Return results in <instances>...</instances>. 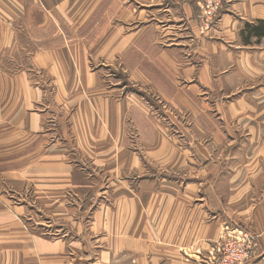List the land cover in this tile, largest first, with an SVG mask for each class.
I'll return each mask as SVG.
<instances>
[{
	"label": "crops",
	"instance_id": "1",
	"mask_svg": "<svg viewBox=\"0 0 264 264\" xmlns=\"http://www.w3.org/2000/svg\"><path fill=\"white\" fill-rule=\"evenodd\" d=\"M228 1L219 23L208 37L201 38L194 0H0V44H5L4 48L13 46L14 50L21 41L42 42L47 38L44 30L54 24L66 23L81 27V31L92 27L94 36L87 35V40L98 41L100 55L111 53V59L121 61L132 78L143 83L145 76L151 75V80L158 85L155 87L157 92L160 83L169 80L179 85L184 95L177 89L176 93L184 96L181 100L185 101V106H194L195 123L205 134L212 130L209 126L214 123L212 115L221 106L219 82L224 75H240L249 86L258 82L256 87L243 88L242 95L229 104L242 108L241 117L238 111H234L241 121L230 123L229 116L222 114L226 125L235 129L237 123L244 136L242 146L227 148V162L218 161L204 171L201 165L189 166L181 154L179 167L173 171L181 170L183 174L164 176L161 173L153 178L155 180L140 186V190L127 193L126 201L118 197L117 193L123 190L116 186L112 210L100 209L88 228L84 222L76 220V212H66L59 217L60 212L54 208L57 219L78 225H64V237L60 241L35 239L32 243L13 218L22 211L10 210L11 206L6 204L10 200L3 195L0 225H7V228L0 232V246L7 252L3 256L4 264H27L22 262L26 257V246L33 251L30 257L43 256L44 253L43 264H70L72 258H82L78 254L89 255V251L91 255L98 252L97 264H138L144 250L163 252L166 264H182L186 259L181 250L195 245V242L203 247L209 246L217 239L219 227L226 218L260 235L250 264H264V0ZM183 24L190 29V39L181 33L179 26ZM178 35L183 39L180 45L170 46L171 40L178 39ZM85 40V37L80 38L75 45L79 58L86 55ZM225 44L232 53L222 49ZM21 51L24 47L17 49V52ZM226 54L234 59V63L241 61V65H236L235 70L229 67L226 72L221 67V59ZM53 58L51 55L50 59ZM63 86L60 84L58 90H67ZM22 89L25 98L41 101L40 94L29 84ZM105 95L116 97L119 94ZM91 99L88 102L81 98L74 105L64 106L65 109H75L76 116L84 117L89 127L86 138L105 140L110 129L112 137L117 138L118 134L125 137L130 132L126 129L127 120L132 125L140 120L149 121V112L135 95L115 98V102L104 101L103 95H94ZM38 121L41 122V118ZM62 149H54L57 159L46 164L50 169L53 167L54 174L36 183L37 187L44 188L40 200L47 208L58 204L61 190L55 192L54 188H61L66 176L78 183L77 177H72V168L64 161L69 156ZM115 149L118 147H113L114 154ZM107 150L104 142L103 153L106 154ZM121 151L125 158H129V154ZM237 154L243 155V160L236 161ZM41 160L40 168L44 166V159ZM168 166L171 169V165ZM188 169L192 172H186ZM142 197L145 199L142 206L131 211L124 209L128 202ZM152 197L155 202L151 201ZM107 214L112 215L111 220L104 219ZM102 224H107L108 229L104 230ZM95 234L100 235L101 244ZM12 248L23 251L18 254L17 262L11 254Z\"/></svg>",
	"mask_w": 264,
	"mask_h": 264
},
{
	"label": "rangeland",
	"instance_id": "2",
	"mask_svg": "<svg viewBox=\"0 0 264 264\" xmlns=\"http://www.w3.org/2000/svg\"><path fill=\"white\" fill-rule=\"evenodd\" d=\"M194 1V13L199 25L198 35L206 38L219 23L220 15L225 10V2L220 10L212 11L207 7L209 0ZM54 26L44 30V36L47 38L42 42L21 41L14 50L13 46L7 48L11 51L4 48L5 44H0V207L4 195L10 200L6 203L11 206L10 210L22 211L13 218L21 225L22 231L27 233L32 243L35 239L60 241L64 237V225L78 226L72 221L57 219L54 208L60 212L59 217L64 216L66 212H76V220L84 222L88 228L100 209L112 210L116 186L123 190L117 193L118 197L126 201L127 193L140 190V186L155 180L153 178L159 177L161 173L164 176L183 174L181 170H175L176 173L173 171L179 167L178 159L181 154L187 159L189 166L198 164L205 171L209 165L226 160L227 148L235 146L236 149L242 146V129L237 123L235 129L232 125H226L225 117L229 116L230 123L241 121V118L237 119L238 115H235L234 111H238L241 117L242 108L229 104L242 95L243 88L256 87L258 82L249 86L239 74L228 77L224 75L219 82L218 100L221 106L212 115L214 123L209 125L212 130L205 134L195 123L194 106H185V101L181 100L184 94L179 85L172 84L169 80L167 83H160L157 92L155 87L158 85L151 80V75L145 76L146 80L142 83L126 73L127 70L121 61L111 59V53L100 55L99 42L87 40L86 37L94 36L91 34L92 27L81 31V27L66 23ZM183 26H179L181 33L190 39V29L187 30L188 26L184 24ZM83 37L86 39L83 42L86 55L79 58L75 45ZM176 40H171L170 46L180 45V40L183 39L178 35ZM20 47H24V51L17 52ZM222 49H228L226 53L230 51L227 44ZM51 55L54 56L53 59H50ZM224 57L221 59V67H224L226 72L229 67L230 70H235L236 65H241V61L234 63V59L229 58L227 54ZM25 84H29L32 90L40 94L41 101L34 102L25 98L22 89ZM60 84L67 90L59 91ZM176 89L180 90L182 95H178ZM229 91L236 94L229 95ZM106 93L119 95L113 97L105 95ZM94 95H103L104 101L109 102H115V98L135 95L142 100L144 108L149 112V121L140 120L132 125L127 120L126 129L130 132L125 137H120L119 134L117 138L112 137L110 129L107 130L108 137L105 140L86 138L89 127L84 117L76 116L75 109H65L64 106L69 103L74 105L81 98L92 101ZM38 118H41V122ZM93 126L95 127V124ZM179 126L183 129L179 130ZM204 126L207 127L205 123ZM104 142L106 149L112 151V154L108 150L106 154L103 153ZM62 147L69 156V159L64 161L72 168V177L75 175L79 184L71 180L70 176H66L64 183L60 185L61 188H54L55 192L61 190L58 204L53 208L48 205L47 208L44 201L40 200L44 188L37 187L36 183L46 180L45 176L54 174L51 171L53 167L50 169L46 164L57 159L54 149L62 151ZM113 147H118L115 154ZM97 150L100 152H94ZM121 150L129 154V158H125ZM189 157L191 161L188 160ZM235 157L236 161L243 160L241 154ZM41 159H44L42 168L39 164ZM168 165H171V169ZM186 172L192 171L188 169ZM34 179L37 180L35 184ZM144 200L142 197L135 202L130 201L124 205V209L135 210L142 206ZM151 201L155 202V197H152ZM107 218L111 220L112 215H105L104 219ZM102 227L104 230L108 229L107 224H102ZM6 228L7 225H0V232ZM236 229L244 230L243 232L246 231L245 233L248 232L255 238L254 243L251 241L252 247H255L254 258L260 235L239 222L226 218L219 227L217 239L209 246L203 247L195 242V245L181 250V255L186 259L182 264H236L228 263V252L223 249L228 245V233ZM94 236L101 244L100 235ZM242 238H245V235H242ZM242 238L234 239L233 243L243 244ZM30 250V247H25L26 257L22 262L43 264L46 259L44 253L43 256L39 254L40 256L30 257L33 254ZM4 253L7 252L0 246V264L5 263ZM20 253L23 251L12 248L11 254L14 255L15 262ZM93 253L94 255H91L90 251L89 255L77 253L82 258L76 260L71 256L70 264H97L99 254L96 251ZM140 256L142 258L138 264H166L161 251L144 250ZM250 260L245 264H250L253 259ZM100 261L104 262L101 258Z\"/></svg>",
	"mask_w": 264,
	"mask_h": 264
},
{
	"label": "built area",
	"instance_id": "3",
	"mask_svg": "<svg viewBox=\"0 0 264 264\" xmlns=\"http://www.w3.org/2000/svg\"><path fill=\"white\" fill-rule=\"evenodd\" d=\"M226 1L227 0H224V1L223 0H209L207 7L210 8V10L212 11L218 10L219 8L220 9L222 8V5ZM243 231L240 229H236L228 233V235L230 236L228 245L225 246V248H223L225 252L226 251L228 252V257H227L228 263L235 262L236 264H238L241 262L240 264H245L248 260L253 259V250L255 247L254 248L252 247L251 241L254 243L253 241L254 237L250 233L248 232L245 233L246 231L245 232ZM242 235H245V238H242ZM239 237L242 238L243 244L237 245L236 242L233 243L234 239L240 240ZM247 264H249V262Z\"/></svg>",
	"mask_w": 264,
	"mask_h": 264
},
{
	"label": "trees",
	"instance_id": "4",
	"mask_svg": "<svg viewBox=\"0 0 264 264\" xmlns=\"http://www.w3.org/2000/svg\"><path fill=\"white\" fill-rule=\"evenodd\" d=\"M257 32L259 33V30H257Z\"/></svg>",
	"mask_w": 264,
	"mask_h": 264
}]
</instances>
